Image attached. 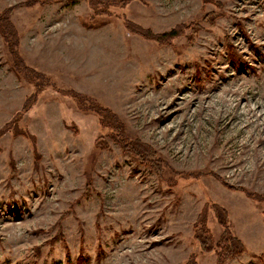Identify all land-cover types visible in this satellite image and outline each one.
I'll return each instance as SVG.
<instances>
[{
  "label": "rangeland",
  "instance_id": "1",
  "mask_svg": "<svg viewBox=\"0 0 264 264\" xmlns=\"http://www.w3.org/2000/svg\"><path fill=\"white\" fill-rule=\"evenodd\" d=\"M23 1L0 0V264H217L195 238L217 204L246 246L227 264H264V204L225 184L264 193V0Z\"/></svg>",
  "mask_w": 264,
  "mask_h": 264
},
{
  "label": "trees",
  "instance_id": "2",
  "mask_svg": "<svg viewBox=\"0 0 264 264\" xmlns=\"http://www.w3.org/2000/svg\"><path fill=\"white\" fill-rule=\"evenodd\" d=\"M80 1L82 0H25L21 4L28 8H34L37 6H44L45 4L54 3V2H64L67 5H74ZM84 1L88 3V6L91 8L93 12V16H94V15H104L106 12H109L110 8L113 6L125 7L132 0H84ZM216 18L217 17H215L214 15L208 14L205 16L204 19L208 23H212L216 20ZM4 19L5 17L0 15V22H2ZM85 23L86 22L84 21V24ZM124 26L125 28H127V30L137 33L146 39L155 40L157 42H162V43H166L167 39H171L177 36L178 34L177 32L178 28L172 30L170 33L154 34L150 29H144V28H141L139 26H136L126 21H125ZM6 27H7L6 31L10 34L11 38L14 41V45H15V43L17 42V39L19 38V35L18 33L15 32L11 24L7 23ZM16 45L18 47V43ZM30 70L33 73L38 74V76L34 77V78H38L37 80H35V83H36L35 86L38 88V90L41 89L43 86V83L47 79L43 75L35 71L34 69L30 68ZM75 97L80 100V103H82V98L80 96L75 95ZM88 108H91L92 111L98 114L101 120L104 118L109 119V117L107 116L108 110L106 108L98 104L88 106ZM107 122H109L114 128V130L116 131L115 138L121 143V146L125 151L129 153L137 154L138 157H140L142 160H145L147 158L148 153H149L148 144H144L140 142L139 140H133V139L129 140L125 138L124 127L122 123L118 122L116 119L113 118L111 122L106 121L105 123ZM152 159H153L152 156H149V158L143 162L152 165V162H151ZM225 184L231 189L244 191L248 196L252 197L258 203L264 204V193L248 191L243 187L232 186L228 183H225ZM214 213H215V217L217 218L219 224L223 227V232L221 236L217 240L213 237L209 227L206 224V221L204 220V216L201 214L195 224V227H196L195 238L199 242L202 252L216 251L217 264H227L235 257L243 254L246 250V246L243 243V241L238 236H236L233 233V231H231L229 214H228L227 209L217 204L214 206ZM185 264H198V263L195 261V259L191 258Z\"/></svg>",
  "mask_w": 264,
  "mask_h": 264
}]
</instances>
